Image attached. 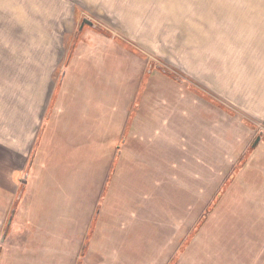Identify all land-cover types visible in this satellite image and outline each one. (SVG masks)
<instances>
[{
  "label": "rangeland",
  "instance_id": "374dc122",
  "mask_svg": "<svg viewBox=\"0 0 264 264\" xmlns=\"http://www.w3.org/2000/svg\"><path fill=\"white\" fill-rule=\"evenodd\" d=\"M91 33L144 64L127 136L147 111L156 128L125 145L68 264H264V0H0V109L23 96L39 116L51 96L47 120Z\"/></svg>",
  "mask_w": 264,
  "mask_h": 264
},
{
  "label": "crops",
  "instance_id": "0c3cea01",
  "mask_svg": "<svg viewBox=\"0 0 264 264\" xmlns=\"http://www.w3.org/2000/svg\"><path fill=\"white\" fill-rule=\"evenodd\" d=\"M114 36L90 34L47 120L54 90L39 116L23 96L0 109V225L9 226L7 240L14 241L4 264H68L85 224L84 244L92 237L91 202L107 191L125 145L154 140V111L135 119L132 136L137 130L140 137L127 136L143 62ZM185 98L186 106L199 102L191 93Z\"/></svg>",
  "mask_w": 264,
  "mask_h": 264
},
{
  "label": "water",
  "instance_id": "95a60500",
  "mask_svg": "<svg viewBox=\"0 0 264 264\" xmlns=\"http://www.w3.org/2000/svg\"><path fill=\"white\" fill-rule=\"evenodd\" d=\"M95 25V23L93 22V21H91V20H89V19H84L83 21H82V23H81V25H80V29H79V31H81L84 27H86V26H94ZM181 82H183V81H181ZM260 138L261 137H258L257 139H256V141L254 142V144H253V146H255L256 145V143H258L259 141H260ZM125 140H126V138L124 139V142H125ZM112 175H113V173H112ZM111 175V176H112ZM22 194H23V191L21 190L20 191V194H19V199L21 198V196H22ZM97 215H98V213H97ZM97 218V217H96ZM11 221V220H10ZM9 221V223H11Z\"/></svg>",
  "mask_w": 264,
  "mask_h": 264
},
{
  "label": "trees",
  "instance_id": "16d2710c",
  "mask_svg": "<svg viewBox=\"0 0 264 264\" xmlns=\"http://www.w3.org/2000/svg\"><path fill=\"white\" fill-rule=\"evenodd\" d=\"M162 71L165 73V75L167 74L169 77H172V78L176 79L177 81H180V82L183 81V82H184V80H180V78H178V77H176V76H174V75L168 73L166 70L162 69ZM164 73H163V74H164ZM253 147H254V146H253ZM234 177H235V174L233 173V174H231L229 180L234 179ZM224 188H225V187H224ZM224 188H222V189L220 190V192L218 193L217 197L215 198L216 201H218V198L220 197V195L225 191ZM214 203H215V202H214ZM175 259H176V257H175ZM175 259L172 261L171 264H174V263L176 262Z\"/></svg>",
  "mask_w": 264,
  "mask_h": 264
}]
</instances>
